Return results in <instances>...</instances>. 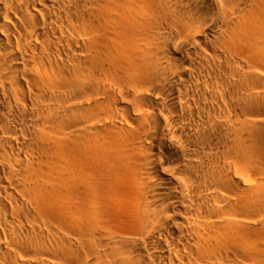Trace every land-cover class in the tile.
<instances>
[{
    "label": "bare ground",
    "instance_id": "bare-ground-1",
    "mask_svg": "<svg viewBox=\"0 0 264 264\" xmlns=\"http://www.w3.org/2000/svg\"><path fill=\"white\" fill-rule=\"evenodd\" d=\"M0 264H264V0H0Z\"/></svg>",
    "mask_w": 264,
    "mask_h": 264
}]
</instances>
